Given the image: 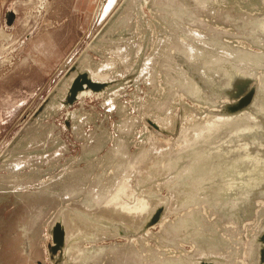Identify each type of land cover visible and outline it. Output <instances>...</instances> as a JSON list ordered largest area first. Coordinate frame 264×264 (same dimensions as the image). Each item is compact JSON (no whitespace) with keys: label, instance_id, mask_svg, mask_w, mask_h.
Instances as JSON below:
<instances>
[{"label":"rangeland","instance_id":"1","mask_svg":"<svg viewBox=\"0 0 264 264\" xmlns=\"http://www.w3.org/2000/svg\"><path fill=\"white\" fill-rule=\"evenodd\" d=\"M82 1L0 0V264H258L264 0Z\"/></svg>","mask_w":264,"mask_h":264},{"label":"water","instance_id":"2","mask_svg":"<svg viewBox=\"0 0 264 264\" xmlns=\"http://www.w3.org/2000/svg\"><path fill=\"white\" fill-rule=\"evenodd\" d=\"M8 18V24L11 25L12 24V20L14 19V14L12 12H9L7 15ZM247 81V80H246ZM249 87V84L247 85V87H240V89L238 90L239 94H243L247 88ZM103 88V85H101L100 83L94 82L92 81L88 75L86 74H80L76 77V79L74 80L72 87L70 88V95L68 97V101L73 102L76 101L78 99L79 96H81L80 94H82L83 92H99L100 89ZM237 95V94H236ZM252 94L249 96H246L244 99H242L241 101H239V103L237 105H228L227 109L228 111H230L231 114L237 113L239 111H241L242 109H244L248 104L251 103L252 100ZM237 98V96H235ZM239 97V96H238ZM242 108V109H241ZM238 110V111H237ZM242 113V112H240ZM239 113V114H240ZM259 125L256 127H251L248 129H241L238 130L236 132H234L232 135H230V137L227 139L228 141H233L230 146L234 143L236 144V147L241 143L245 141H249L251 138L253 140V145L250 147L249 146V158L245 159L246 161H249L251 163L252 162H257L258 165H264V123L261 121H258ZM263 135L260 138H257V135ZM246 135H248V140L247 137H245ZM251 140V141H252ZM225 142V141H224ZM225 144V143H223ZM249 145V144H248ZM214 147V146H212ZM219 147V146H218ZM211 149L209 148L208 152L211 154ZM232 150H237V154L239 155L240 153H245L243 152V147L236 149L233 148L230 150V152H232ZM248 150V147H247ZM244 155H242V157L244 158ZM240 158V156H238ZM259 159V160H258ZM240 160H243L240 158ZM243 160V161H245ZM164 210L163 209H158V211H156V213L154 214V216L151 218L150 221L147 222L145 229L151 227L152 225L158 223L162 217ZM263 228L261 229L260 233L257 235L256 237V243L259 244V254H258V264H264V223H263ZM55 233L60 235L59 239H63L65 240V236H64V232L62 231L61 227H57L55 228ZM58 239V240H59ZM58 243H60L58 241ZM60 244H64V242H61ZM200 264H211L210 261H208L207 259H202L201 262H199Z\"/></svg>","mask_w":264,"mask_h":264},{"label":"crops","instance_id":"3","mask_svg":"<svg viewBox=\"0 0 264 264\" xmlns=\"http://www.w3.org/2000/svg\"><path fill=\"white\" fill-rule=\"evenodd\" d=\"M86 1L91 5V1H94V0H84L82 2L86 3ZM76 0L74 2V4L71 6V8H68L66 11H63L62 13H58V11H55L56 13H58L59 17L62 19H67L66 21H64V27L65 26H69L70 24H72L70 22L69 19H77L79 18L80 20L87 17L89 14H90V8L88 7L86 10H83V9H77L76 8ZM82 24V23H81ZM64 27H62L61 29L57 30L56 32L59 33V31H61ZM83 28V27H82Z\"/></svg>","mask_w":264,"mask_h":264},{"label":"bare ground","instance_id":"4","mask_svg":"<svg viewBox=\"0 0 264 264\" xmlns=\"http://www.w3.org/2000/svg\"><path fill=\"white\" fill-rule=\"evenodd\" d=\"M12 13L14 14V12H12ZM14 15H15V14H14ZM84 93H86V92H83L82 94H84ZM82 94H80V95L82 96ZM262 136H263V135H258L257 138H260V137H262ZM263 138H264V137H263ZM251 140H252V139H250L249 141H247V143H244V142H243L244 145H246V146H247L248 144L253 145V140H254V139H253L252 141H251ZM127 210H128V208H127ZM129 210H130V209H129ZM131 213H132V212H131ZM258 246H259V244H258ZM257 253L259 254V247H258V252H257Z\"/></svg>","mask_w":264,"mask_h":264}]
</instances>
